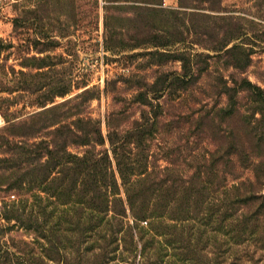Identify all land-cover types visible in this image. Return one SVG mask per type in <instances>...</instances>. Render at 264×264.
<instances>
[{
	"label": "rangeland",
	"instance_id": "374dc122",
	"mask_svg": "<svg viewBox=\"0 0 264 264\" xmlns=\"http://www.w3.org/2000/svg\"><path fill=\"white\" fill-rule=\"evenodd\" d=\"M171 9L182 12L179 15L188 28L186 38L184 42L168 47L154 46V42L165 41L161 32L165 28L161 25L165 24V10ZM218 16L229 19L220 20ZM191 17L197 25L215 22L224 25L222 29L228 27L247 33L246 37L239 36L232 42L244 41V46L252 49L249 64L243 72L235 74L264 88V42L257 43L256 40L255 44H250L253 40L249 37L264 31V0H0V73H7L2 75L3 83L11 81L13 68L40 73L34 78L43 84L44 90V85H52L56 90L65 85L67 89L64 96L53 94V101H47L43 107L29 104L23 96L16 104L0 110V130L4 128L0 135L6 134L8 141L4 148L0 147V158H5L0 160L3 173L0 172V208L4 201L17 203L20 199L46 198L42 188L45 187L42 184L44 158L41 161L32 159L30 144L51 137L58 142L62 162L69 159L66 153L82 155L90 149L99 157L101 150L106 148L119 182L118 195L125 199L107 134L110 131L123 133L132 128L136 134L137 130L142 133L129 140L132 149L129 157L130 160L137 157L139 161L135 160L134 166L143 164V170L131 179H144L142 197L154 202L158 209L156 215H162L156 218L158 220L154 219V225L163 234L153 237L152 246L143 250V244L132 228V235L128 234L125 242H120V248L124 250L131 247L132 250L125 253L129 258L104 264H154L151 255L156 253V239L161 238L165 244V212L168 209L165 205L171 200L174 202H170V208L174 210L169 215L182 218L185 231H194L206 213L201 200H211L210 190L215 183L220 181L229 186L238 181L254 184L259 181V189L264 190V109L261 112L258 105L254 106L242 93L239 102L250 107L244 115L240 112L223 122L210 117L204 118L202 124L196 121L198 101L225 105L227 97L213 94L216 87L212 77L203 76L198 70L204 59L197 56L198 53L208 55L205 59L209 66L204 73L214 74L221 69L225 58H218L215 52L191 42L197 39L189 23ZM166 50L169 56H165ZM179 51L186 52L185 56L190 59L194 83L178 84L171 94L168 88L165 90V73L181 71L183 65L175 57ZM228 72L236 71L228 68L225 73ZM87 89L85 95H80ZM144 96L154 105L152 108L144 104L146 100H141ZM156 104L160 108L155 107ZM54 106L56 108L39 118H29L31 113ZM153 110H156V119L145 122L143 114ZM78 118L81 121L77 122ZM44 120L54 125L40 127ZM98 133L103 136L104 144L91 148L89 144L72 143L76 139L74 135L86 134L97 141ZM16 145L23 147L17 149ZM15 150L19 153L11 154ZM213 152L222 154V160L210 170L209 157ZM62 162L52 173L56 177L55 193L59 195L50 198L64 210L61 219L52 228V220L43 223L40 213L41 227L34 234L17 224L12 227L13 221L5 223L0 212V224L11 228L4 241L8 246L27 242L39 264H74L75 261L92 264L93 256L86 248L91 245V240L86 244L73 242L66 185V167L70 165L61 166ZM203 170L208 182L205 183L207 189L201 193L199 174ZM19 179L20 185L9 188L10 182ZM126 220L132 225L129 212ZM149 220L151 218L141 221L140 225ZM209 229L210 224L208 242L203 250H196L197 259L192 264H213ZM198 246L202 247L201 244ZM147 252L151 258L145 259L143 254L147 255ZM76 253L84 254L86 258L90 255V259L74 260ZM161 264H165V260Z\"/></svg>",
	"mask_w": 264,
	"mask_h": 264
},
{
	"label": "trees",
	"instance_id": "16d2710c",
	"mask_svg": "<svg viewBox=\"0 0 264 264\" xmlns=\"http://www.w3.org/2000/svg\"><path fill=\"white\" fill-rule=\"evenodd\" d=\"M149 3L153 2L150 1ZM181 13L178 9L165 10V24L161 25L165 28L161 31L164 33L165 41L154 42V46L168 47L184 42L188 28L179 15ZM217 19L226 20L229 18L218 16ZM189 23L197 37V39L191 41L192 43L200 44L205 49L215 52L218 58H225L223 67L211 74V72L204 73L209 66V61L205 59L208 55L197 54V56L204 58L201 60L199 72H203V76H211L215 83L216 92L213 91V94H224L227 100L225 105L198 101L199 108L197 112H199V116L196 121L202 124L204 118L210 117L211 120L219 119L223 122L234 114L245 113L250 107H245V104L239 102L238 97L242 93L254 106L258 105L259 110L262 112V108L264 109V88L254 84L247 77H241L240 74L236 76L235 74L243 72V68L249 64L252 49L244 46L246 43L244 41L232 42L240 38L239 36L246 37L247 33L243 34L228 27L222 29L221 26L224 25L214 24L215 22L197 25L192 17ZM249 37L253 40L250 44H255L257 41V43H262L264 42V31L261 32V35H251ZM230 43H232L231 46H229ZM185 53L179 51L175 54V57L179 58L183 65L181 71L177 74L165 73V90L168 88L171 94L174 92L172 89L178 84L182 86L185 83H194L192 79L194 73L192 72L190 59L185 56ZM167 54L169 52L166 50L165 56H169ZM228 68L236 72L226 74ZM6 74L5 72L0 73V83L2 84L0 94L7 93V95H0V110L16 104L18 99L23 96H26L29 104L43 107L47 101H53V94L64 96L67 93L65 85L62 89L58 88L57 90L52 85H44L46 86L44 90L43 84L34 78V76L40 74L38 72L15 71L12 68V79L9 82H13V85H9V82L3 83L2 75L5 76ZM88 91L87 89L80 95H85ZM201 92L204 93V90ZM141 100H146L145 96ZM144 104L149 105L151 108L154 106L151 101L147 100ZM155 107L160 108V105L156 104ZM242 107H244L243 110ZM53 108H56V106L31 113L29 118H39ZM156 117V110L143 114L145 122L156 119ZM78 121H81V119L78 118ZM152 124L153 122L150 123V125ZM52 125H54L53 122L44 120L40 127L49 128ZM0 131H4V128ZM140 133H142V130H137L136 134L132 128L123 133L110 131L107 134V140L124 187L125 199L118 195L120 193L119 182L115 177L106 148L101 150L99 157L94 155L90 149L85 150L82 155L66 153L70 160L62 162L55 137H51L49 140L42 138L31 143V154L34 156L32 159L36 158L41 161L44 158L42 163L45 167V175L42 184L45 187L42 188L47 195L44 200L41 197H36L31 201L20 199L17 203L14 201L6 203L4 201L0 212L5 223L9 224L13 221L15 223L12 224V227L17 224L31 230L34 234L41 227V222H39L40 213L43 216V223L47 224L46 221L51 222L52 220L50 224L52 228L58 223L64 210L59 209L54 202L50 201V198L54 194L55 196L59 195L55 193L57 188L54 187L56 177L52 176V173L62 162L61 166L70 165L66 167V172H68L66 185L68 192L67 209L69 208V213H71L68 219L70 229L74 235L73 242L86 244L87 240H91V245L86 246V248L93 256L94 261L92 264H104L112 260L118 261V259L129 258L127 255L125 256V253L131 251V247H128V251L127 249L124 250L120 248V242H125V237L128 234L132 235V228L137 232L138 239L143 244V250L146 247L150 248L155 239L153 237H162L163 231H158L157 226L154 225V219L157 217L159 219L162 215H156L158 209L155 207L154 202L142 197V192L145 189L142 183L144 179H131V176L137 174L136 172L140 174L143 170V164L134 166L135 162L139 161L137 157L136 161L130 160L129 157L132 152L129 147V140L136 135H140ZM47 134L50 135L52 132ZM74 136L76 139L72 143L89 144L91 148L96 144H104L101 133H98L97 141L91 139L89 134ZM6 142H8L7 136L2 133L0 135V147L4 148ZM21 147L23 146L16 145L17 149ZM2 148L1 152H4ZM14 153L19 152L17 150L11 152V154ZM209 159V168L213 170L212 166L216 164L218 166L222 160V154L213 152L210 154ZM0 160H5V158H0ZM202 160H205L204 156H202ZM165 170H169V168L165 167ZM217 170L216 167L215 171ZM0 172L3 174L2 171ZM204 173L205 170L199 174V192L201 193L207 189L205 183L208 180L205 179ZM259 184H261L259 181L255 184L253 182L238 181L231 183L229 186L221 184L220 181L215 183L210 190L213 194L211 200H206V198L201 200L200 204L205 205L206 213L201 217L202 221L194 231H185L186 224L183 219L169 215L174 210V208H170V202L173 200L166 203L165 207L167 206L168 209L165 212V244L161 238L156 239L158 245L155 250L156 253L151 255L154 264L164 263V260L165 264H192L197 259L196 250H203V246L208 242L207 230L209 224L211 227V230H209L212 233L211 246L213 250H211V255L214 258L213 264H264V190L259 189ZM13 185H20V179L10 182L9 188ZM33 186L35 185L33 184ZM49 206L51 207L49 208ZM128 212L132 218V225L126 220ZM148 218H151V220L146 221L145 225H140L141 221ZM159 222L161 223L162 220H159ZM175 228L178 231H175ZM10 229L4 223L0 224V264H39L37 255H35L33 249L28 248L27 242L19 241L18 244L7 245L4 236ZM199 244L202 247L199 248ZM143 256L145 259L151 258L148 252L147 255L145 253ZM89 257L86 258L84 254L76 253L74 260L78 258V260L88 261ZM75 263L79 264L77 261Z\"/></svg>",
	"mask_w": 264,
	"mask_h": 264
}]
</instances>
